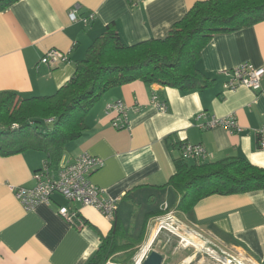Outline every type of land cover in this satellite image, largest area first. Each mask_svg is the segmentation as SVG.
Listing matches in <instances>:
<instances>
[{"label": "crops", "instance_id": "obj_1", "mask_svg": "<svg viewBox=\"0 0 264 264\" xmlns=\"http://www.w3.org/2000/svg\"><path fill=\"white\" fill-rule=\"evenodd\" d=\"M196 1L201 0H18L0 11V92L51 95L70 79L75 62L109 23L126 44L163 38ZM72 8L78 17L94 12L95 18L87 24L73 22L68 16ZM51 48L68 52V61L41 63ZM243 62L264 67V20L209 39L197 61V67L213 79L208 87L182 92L141 80L113 87L88 113L81 137L65 145L60 162L74 160L82 152L103 160L88 179L105 196L119 198L116 216L132 234L139 231L147 213L152 214L140 247L153 221L173 217L180 228L241 257L245 264H264V189L209 195L188 213H180L175 210L178 194L164 186L175 172L178 142L201 144L207 161L241 157L264 167V150L259 149L255 133L264 125V92L243 85L223 87L228 77L222 70ZM260 83L264 90V75ZM152 96L166 102L165 112L151 104ZM117 100L127 108V126L122 129L112 126L116 114L108 108ZM199 113L204 115L196 119ZM229 115L236 119L238 131L199 125L213 116ZM45 158L35 150L0 156V264H87L111 228L112 219L96 208L69 203L59 194H53L49 204L29 210L20 205L9 187H32L33 173ZM60 206L78 210V219L66 221L58 214ZM136 254L134 263L140 255Z\"/></svg>", "mask_w": 264, "mask_h": 264}, {"label": "trees", "instance_id": "obj_2", "mask_svg": "<svg viewBox=\"0 0 264 264\" xmlns=\"http://www.w3.org/2000/svg\"><path fill=\"white\" fill-rule=\"evenodd\" d=\"M16 1L0 0V11ZM262 20L264 0H201L174 22L163 38L134 44L124 43L115 25L109 23L84 57L75 62L70 79L53 94L22 97L14 91L0 92V156L35 150L44 153L49 165H57L65 145L86 130V117L100 97L133 80L182 92L208 87L213 79L197 67V61L209 39ZM183 144L176 143L179 155L173 160L175 172L164 185L178 194L176 211L188 213L209 195L264 189V167L241 157L203 163L184 159ZM116 212L110 230L87 264L134 263L145 238L147 217L152 214L147 213L139 231L132 234Z\"/></svg>", "mask_w": 264, "mask_h": 264}, {"label": "built area", "instance_id": "obj_3", "mask_svg": "<svg viewBox=\"0 0 264 264\" xmlns=\"http://www.w3.org/2000/svg\"><path fill=\"white\" fill-rule=\"evenodd\" d=\"M69 19L73 22L81 21L84 24L95 18V13L91 12L86 17H78L76 8L68 12ZM68 52L55 48L47 50L40 58V62L53 66L58 62H67ZM222 74L228 77L223 84L224 89H232L238 85L246 86L253 91H263L261 89V78L264 75V67H255L249 62H243L229 70H222ZM151 104L159 111L165 112L167 105L165 101H158L156 96H152ZM108 108L115 112L116 118L112 121V126L122 129L127 126V108L121 101L117 100L111 103ZM204 113H199L196 119L203 117ZM50 120V119H49ZM201 128H212L215 126H224L230 132L238 131L239 126L234 116L211 117L207 122H201ZM259 149L264 150V125L256 130ZM181 156L184 159L195 160L203 163L208 160V153L201 144L184 143L181 148ZM103 160L97 156H92L87 152H82L74 160L61 161L57 165H49L46 160L41 167L33 173L34 185L32 187L11 185L10 191L15 199L25 209L29 210L38 204H49L53 194H59L67 202L78 204L80 206H92L99 210L102 215L112 219L119 203V198H110L104 195V191L99 186L93 184L88 175L90 172L103 166ZM58 214L70 223L78 219V210H69L66 206L58 208ZM81 223V222H80ZM159 228L167 229L168 232L177 234L183 238L186 235H197L194 231L183 227L180 228L179 222L173 217H166L161 220ZM198 236V235H197ZM148 246L144 249L134 264H141L144 257L149 252Z\"/></svg>", "mask_w": 264, "mask_h": 264}, {"label": "rangeland", "instance_id": "obj_4", "mask_svg": "<svg viewBox=\"0 0 264 264\" xmlns=\"http://www.w3.org/2000/svg\"><path fill=\"white\" fill-rule=\"evenodd\" d=\"M180 215V214H178ZM156 219L150 226L148 236L143 243V246L138 248L140 254L144 247L147 246L155 234V237L149 247L150 250H158L163 255V261L166 264H245L241 257L233 254H228L221 250L217 245L203 240L197 235H186L183 238L177 235L181 230L176 231L177 234H172L166 229H161V220ZM131 223V221H129ZM154 231V232H153ZM153 234V236H152ZM136 254V255H137ZM233 255V256H232ZM201 261V262H199Z\"/></svg>", "mask_w": 264, "mask_h": 264}, {"label": "water", "instance_id": "obj_5", "mask_svg": "<svg viewBox=\"0 0 264 264\" xmlns=\"http://www.w3.org/2000/svg\"><path fill=\"white\" fill-rule=\"evenodd\" d=\"M163 261V255L155 250H150L144 257L141 264H161Z\"/></svg>", "mask_w": 264, "mask_h": 264}, {"label": "bare ground", "instance_id": "obj_6", "mask_svg": "<svg viewBox=\"0 0 264 264\" xmlns=\"http://www.w3.org/2000/svg\"><path fill=\"white\" fill-rule=\"evenodd\" d=\"M199 262H201V261H199Z\"/></svg>", "mask_w": 264, "mask_h": 264}]
</instances>
